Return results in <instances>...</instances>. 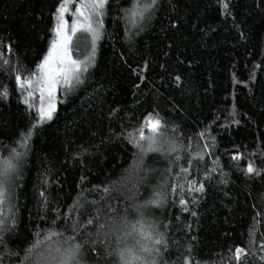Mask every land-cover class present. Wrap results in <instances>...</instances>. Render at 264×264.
Listing matches in <instances>:
<instances>
[{
	"label": "trees",
	"instance_id": "obj_1",
	"mask_svg": "<svg viewBox=\"0 0 264 264\" xmlns=\"http://www.w3.org/2000/svg\"><path fill=\"white\" fill-rule=\"evenodd\" d=\"M59 2L0 0V63L10 61L0 68V91L8 90L7 97H0V154L7 155L4 146L12 145L36 123L37 116L22 102L15 73L6 69H34L52 39L53 13ZM226 2L229 7L223 11L220 0H160L137 35L135 29L126 32L129 25L120 19L127 0H110L104 34L84 83L67 94L59 90L53 120L33 130L18 173L14 207L3 210L5 217L15 216L14 222L7 220L10 230L4 233L8 249L22 257L35 232L53 227V220L64 230L79 219L72 205L81 198V184L86 190L99 185L100 192L83 194L88 201H99L103 187L118 181L133 163L136 149L127 142V133L154 112L167 123L169 135L185 144L187 137L206 130V139L194 140L197 151H204L203 145H211L215 138V147L207 150L205 160L188 177L205 183L203 194H193L198 204L188 205L197 215L181 212L173 195L170 199L177 203L154 209L150 216L161 224L170 222L168 229H161L169 243L166 258L175 261L191 246L202 264H235L229 256L235 246L248 245L249 229L255 226L254 255L247 262L264 264L259 259L264 255L260 247L264 244V174L246 176L241 171L249 161L264 169V0ZM176 126L178 131L173 133ZM236 153L243 159L232 161ZM181 155L187 156V151ZM180 164L187 166V160ZM145 167L157 171L139 185L136 203L151 196L168 160L149 153ZM212 167L217 171L205 181V168ZM176 171L174 165L169 182ZM131 187L127 182L117 184L107 202L123 211L130 203L124 195ZM81 211L86 220L92 209ZM58 213L68 218L67 225L63 217L57 219ZM0 253V264H19L18 257L4 253L3 247Z\"/></svg>",
	"mask_w": 264,
	"mask_h": 264
},
{
	"label": "snow or ice",
	"instance_id": "obj_2",
	"mask_svg": "<svg viewBox=\"0 0 264 264\" xmlns=\"http://www.w3.org/2000/svg\"><path fill=\"white\" fill-rule=\"evenodd\" d=\"M73 0H60L55 8L53 17L55 20L52 39L46 52L31 71H21L19 67L6 69L15 73V84L22 92V102L29 108L35 109L36 123H33L26 131L19 134L12 145H5L7 155L0 154V247L4 253L16 255L19 264H202L195 259L194 249L188 246L186 252L177 256L175 261L166 257L170 255L167 234L161 229H168L169 223L161 224L155 219H150L154 209H160L169 203H177L170 197L175 195L178 198V205L181 212H190L189 204H198L193 194H203L205 183L196 179H189L190 170L198 167L199 162L205 160L210 148L215 147V138L212 144L205 143L204 151H197L193 147L194 140L206 139V130L198 132L194 137H187L185 144L180 138L173 137L168 133V125L160 117L159 113H148L139 128L127 133V142L136 151L133 153V163L125 170V173L118 181L111 182V186L105 185L102 189L104 195L99 201H88L84 192H100L101 187L94 185L91 190L80 185L81 198L74 201L72 209L79 212V219H74L64 230L52 221L53 227L37 231L28 247L23 249L24 255L12 252L5 244L4 233L10 229L7 227V220L15 221V216H4L3 210L14 207L15 190L19 187V171L24 157L30 148V140L33 130L46 122L52 121L56 112V93L62 90L65 94L71 92L75 87L84 83V76L95 61L97 42L104 34V16L106 9L110 6V0H78L75 3V11L72 13L71 24L65 18L70 11V4ZM160 0H127V6L121 8V20H124L129 27L126 32L135 29V34L143 30V25L150 20L159 6ZM223 11H227L229 5L226 0H220ZM175 24H173V27ZM82 34V35H78ZM83 43V51L74 56V51L79 49ZM11 52V46H7ZM0 53V57H2ZM10 65L8 59H2L0 68ZM147 67V61L145 62ZM163 67V66H162ZM258 67V65H257ZM26 72V74H25ZM139 79H144L138 75ZM251 78V77H250ZM176 76L175 80L180 81ZM39 94V106L33 102L35 94ZM8 90L0 91V97H7ZM234 123H239L234 120ZM147 130V134H146ZM178 131V126L172 128V132ZM187 151V156L181 155V151ZM87 152V148L83 149ZM149 153H158L168 160V167L160 174L159 182L152 186L151 196L136 203L139 200V185L147 180L156 169L145 167V158ZM80 152L76 153L79 157ZM187 160V166L180 164L181 160ZM243 155L236 153L232 155V161H240ZM217 157L214 164H217ZM178 168L169 182L168 176L173 174V166ZM217 168H205L204 180L212 178V173ZM241 171L246 176H261L264 169L258 168L252 161ZM138 177V179H137ZM86 177H81L83 182ZM127 182L132 187L124 195V199L130 203L123 206V211L118 206L107 202L111 197L112 190L117 184ZM47 184V180L43 182ZM227 183V180H221ZM43 205L47 207V196L45 191L40 192ZM186 196H192L188 200ZM92 209L88 218L83 219L84 212L81 210ZM196 216L195 211H191ZM64 218L67 225L68 218L58 213L57 219ZM179 219V217H177ZM254 227L249 229L248 245H237L234 252L229 256L230 261L235 264H248L249 255H254L252 245L254 242ZM83 229V231H81ZM71 235H65L66 231ZM95 237V238H94ZM261 251H264V244H261ZM87 249V250H86ZM110 249V250H109ZM232 250L230 249V252ZM3 253H0L2 255ZM111 259H108V258ZM264 262V255L259 257Z\"/></svg>",
	"mask_w": 264,
	"mask_h": 264
},
{
	"label": "rangeland",
	"instance_id": "obj_3",
	"mask_svg": "<svg viewBox=\"0 0 264 264\" xmlns=\"http://www.w3.org/2000/svg\"><path fill=\"white\" fill-rule=\"evenodd\" d=\"M78 2V0H73V2L70 4V11H69V13H67L66 14V19L68 20V22H69V24H71V21H72V19H73V16H72V13H74V11H75V3H77ZM54 24H55V20H54ZM78 35H82V34H78ZM83 48H84V45H83V43H81V46H80V48L79 49H77V50H75L74 51V56H77V55H79V52L80 51H83ZM59 91V90H58ZM58 91H57V93H56V103H57V96H58ZM33 102L35 103V105L38 107L39 106V103H40V101H39V94L38 93H36L35 94V96L33 97ZM146 134H147V130H146ZM109 259V258H108ZM102 264H103V262H101Z\"/></svg>",
	"mask_w": 264,
	"mask_h": 264
}]
</instances>
